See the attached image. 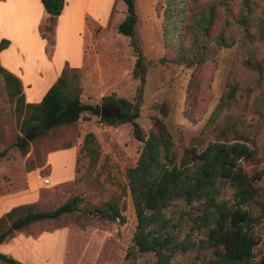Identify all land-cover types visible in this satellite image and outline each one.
<instances>
[{"label": "rangeland", "instance_id": "rangeland-1", "mask_svg": "<svg viewBox=\"0 0 264 264\" xmlns=\"http://www.w3.org/2000/svg\"><path fill=\"white\" fill-rule=\"evenodd\" d=\"M197 1L208 5L211 0ZM10 4L0 10V34L6 35L1 40L8 41L7 37L18 40L20 37L22 41L24 36L34 35L32 29L27 34L25 25L19 21L23 14L21 5L15 8L13 3ZM98 7L100 19L109 9L110 17L104 27L95 24L90 15L86 17V30L92 29V40H89L88 32L84 42L75 40V52L81 45L85 46V58L76 78L71 76L70 79L81 88L82 103L99 106L101 110L104 106L102 98L109 95L133 102L138 80L132 78L135 57L128 38L117 33V26L126 15L125 4L121 0L115 3L100 0ZM165 8L164 0L135 1L136 38L148 65L143 105L137 122L147 134L152 118L159 116L158 106L166 103L169 116L165 124L177 149L195 145L202 150L209 142L230 141L235 135H243L249 139L247 143L256 148L259 163L241 162L242 167L249 175L264 171V68L262 73L250 68L244 63L245 55L235 49L210 56L198 70L187 66L186 60L191 55L187 47L191 41L174 31L166 35ZM189 13L190 9H186V14ZM175 18L178 17L173 15L172 19ZM47 26L48 19H39L36 33L40 37L44 33L49 38H43L45 53L52 56L56 25L53 33L44 32ZM231 87L237 88L235 100L226 103L224 98ZM88 133L94 135L99 146L94 167L81 150ZM28 135L31 139L22 154L16 142L19 137ZM68 149L75 151L73 172L68 177L58 176L62 166H66L65 156L60 152ZM141 150L142 143L133 138L129 124L106 126L89 113H84L69 126L45 134L22 133L13 116L9 90L0 75V154L4 153L0 159V217L21 205H33L34 211L43 212L74 197L80 199L76 213L39 221L14 232L2 242L0 252L24 264H154L150 255L134 259L125 257L136 226L125 171L135 166ZM44 179L49 183L43 184ZM255 186L264 188V175ZM110 198L124 204L123 224L108 222L96 213V209L103 207ZM222 198L232 199V190L228 186ZM258 201L264 206L262 190ZM251 211L254 215L262 213L255 205ZM81 213L89 217L84 229L73 222ZM253 232L261 240L254 249L258 261L264 254V214ZM204 257L209 256L206 253ZM200 258L195 251H190L176 255L172 264H204L198 260Z\"/></svg>", "mask_w": 264, "mask_h": 264}, {"label": "trees", "instance_id": "trees-1", "mask_svg": "<svg viewBox=\"0 0 264 264\" xmlns=\"http://www.w3.org/2000/svg\"><path fill=\"white\" fill-rule=\"evenodd\" d=\"M48 16L49 26L44 32L53 33L65 0H39ZM126 15L117 26V33L127 37L135 57L132 78L138 80L133 102L109 95L102 103L117 115L101 117L99 106L82 103L81 88L70 79L79 69L66 64L56 82L37 104L25 102L21 81L0 65V75L9 90L13 116L24 134H45L47 131L77 122L84 113L99 118L106 126L129 124L133 138L142 143V150L134 167L125 171L127 189L136 218L135 231L126 253V259L150 255L154 264H172L178 254L195 251L204 264H264V254L256 261L254 249L260 238L253 228L261 221L264 206L258 201L260 191L256 182L264 171L249 175L241 162L259 163L255 147L243 135L230 141L209 142L199 150L195 145L177 149L165 124L169 116L166 103L152 118L147 134L137 122L143 105L148 65L136 38L138 16L136 0H121ZM164 28L166 35L174 31L191 41L187 66L198 70L208 58L219 51L235 49L245 55L244 63L262 73L264 68V0H211L208 5L197 0H164ZM186 9L190 13L186 14ZM175 15L178 18L172 19ZM183 24V26H182ZM41 32V31H40ZM43 32V31H42ZM42 38L48 39L44 33ZM181 44V43H180ZM9 46L1 40L0 52ZM182 49V45H180ZM236 87H231L224 102H234ZM223 101V100H222ZM225 136L224 133H221ZM26 137H19L16 146L24 154L28 147ZM82 152L93 167L99 157V146L93 134L83 141ZM4 153L0 154V159ZM232 190V199L222 198L225 187ZM80 199L74 197L50 211L36 212L33 205L12 208L0 217V245L14 232L29 225L55 220L78 211ZM110 198L96 213L108 222L123 224L124 204ZM252 205L262 210L254 215ZM174 213L168 215L170 210ZM87 214L76 215L73 222L84 229ZM207 253L209 256L205 258ZM2 264H24L0 252Z\"/></svg>", "mask_w": 264, "mask_h": 264}, {"label": "crops", "instance_id": "crops-1", "mask_svg": "<svg viewBox=\"0 0 264 264\" xmlns=\"http://www.w3.org/2000/svg\"><path fill=\"white\" fill-rule=\"evenodd\" d=\"M100 0H65L64 8L56 22V40L52 56L45 53L46 41L36 33L39 19H48L39 0H0V10L4 7H20L23 14L19 19L25 25L26 33L30 34L32 29L34 35L24 36L16 39L9 38V46L0 52V65L21 81L25 102L37 104L41 101L46 91L56 82L60 72L66 62L70 68L81 69L84 64L85 46L81 45L75 52L76 41L83 40L86 32L89 40L92 29L86 30L87 19L90 15L93 22L100 27H104L110 17L111 10L101 16L97 12ZM106 0H102L104 3ZM112 3L116 0H111ZM114 5V4H113ZM34 13V14H33ZM34 15V20L31 18ZM32 21V22H31ZM31 22V23H30ZM33 23V24H32ZM31 25L28 28V25ZM76 30V33H73ZM68 32L71 35L68 36ZM4 34H0V41ZM70 37V39H69ZM72 38H75L71 43ZM69 41V44H68ZM84 42V40H83ZM68 45V47L66 46ZM66 46V47H65ZM60 155L65 156L66 166H62L58 176H70L75 163V151L73 149L64 150ZM21 262V261H20ZM23 263V262H22Z\"/></svg>", "mask_w": 264, "mask_h": 264}, {"label": "water", "instance_id": "water-1", "mask_svg": "<svg viewBox=\"0 0 264 264\" xmlns=\"http://www.w3.org/2000/svg\"><path fill=\"white\" fill-rule=\"evenodd\" d=\"M112 113L114 115H117L118 111H112L109 107H107L105 105L101 107V117H109L110 115H112ZM25 139L28 142V141H30L31 138L28 135Z\"/></svg>", "mask_w": 264, "mask_h": 264}, {"label": "built area", "instance_id": "built-area-1", "mask_svg": "<svg viewBox=\"0 0 264 264\" xmlns=\"http://www.w3.org/2000/svg\"><path fill=\"white\" fill-rule=\"evenodd\" d=\"M49 183V180L48 179H44L43 180V184H48Z\"/></svg>", "mask_w": 264, "mask_h": 264}]
</instances>
